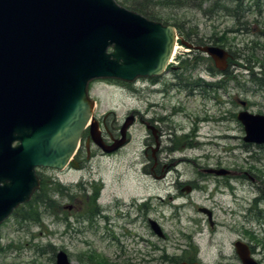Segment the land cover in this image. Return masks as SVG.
I'll return each instance as SVG.
<instances>
[{
  "label": "rangeland",
  "instance_id": "rangeland-1",
  "mask_svg": "<svg viewBox=\"0 0 264 264\" xmlns=\"http://www.w3.org/2000/svg\"><path fill=\"white\" fill-rule=\"evenodd\" d=\"M214 2L215 0H147L144 3L145 9L155 13L157 18L177 24L189 40L203 45L216 44L229 52L227 68L223 71L226 75H218L216 67L219 65L213 60L189 58L186 55L189 48L178 42L174 62L183 59L184 65L190 62L191 67L178 69L177 75L190 88H198L202 95L187 97L184 89L179 91L172 87L168 90L165 111L173 110L175 113L166 116V119L174 123L177 137L187 134L178 140L192 146L169 152V158L221 157L226 166L235 162L246 167L251 160L250 151H255L241 146L248 142L243 140L244 130L231 110L238 112L245 109L242 103L246 101L250 106L248 109L264 113V0H247L237 7L236 4L240 2L235 0L228 3L218 0L215 8L212 6ZM238 13H241L240 18L235 22L234 14ZM165 76L169 78V74ZM197 76L208 83L219 77L226 79L228 92L223 87L218 91L219 98L224 102L221 106L214 101L213 90L208 86L192 85ZM119 86L120 84L110 80H94L89 86V94L96 100L97 117L110 111V119L122 124L125 118L133 114L134 119L125 128L129 134L128 142L113 154L104 156L99 153L90 160L85 158L84 149L79 158L78 169L69 165L62 170L40 168V174L47 184L50 180L55 182L50 184L52 190L48 193L49 201L46 205L39 204V222L19 219L17 216L25 208L20 207L15 217L10 216L0 225V264H55L54 255L59 249L64 250L75 264H143L138 263L139 258L147 259L149 256L156 259L153 264H178L182 262L181 249L187 240L193 239L196 243L208 241L212 230L205 223L200 225V234L193 235L197 228L193 220H202L194 209L176 211L171 207L182 203L184 198H169L168 192H174L170 180L154 176L160 175V166L156 168L152 164L145 165L142 137L145 132L135 120L134 111L137 108V83L122 90ZM160 91L157 86L145 82L142 90L138 91L145 95L142 104L149 98L151 101L155 98L159 100ZM230 98L234 101V109L230 107ZM153 112L160 115L163 111L151 109L147 114L151 115ZM256 153L264 157L263 151L258 150ZM165 154L162 153L164 156ZM263 163L258 165L262 166ZM254 164L257 165L256 162ZM174 167L181 173L180 181L192 170V164L188 160L179 162ZM170 174L173 173L169 171L168 176ZM92 179L103 184L105 203L114 199L115 202H121L118 210L111 208L106 212L115 220L116 234H121L124 230L123 224L133 234L135 226L129 221L133 220L134 211L128 205L135 197L137 206L147 208L143 210L144 215L137 218V245L132 235L129 237L125 234L120 237V244H116L105 233L93 234L87 221L86 198ZM221 197L228 204L226 196ZM191 201L200 202L199 194L193 193ZM117 211L123 214L118 220L115 214ZM139 212L137 210V214ZM148 219L159 225L161 236L152 230ZM216 219H225L220 210L216 211ZM214 234L220 240L233 239V235L222 227L214 231ZM136 249L137 263L134 259Z\"/></svg>",
  "mask_w": 264,
  "mask_h": 264
},
{
  "label": "water",
  "instance_id": "water-1",
  "mask_svg": "<svg viewBox=\"0 0 264 264\" xmlns=\"http://www.w3.org/2000/svg\"><path fill=\"white\" fill-rule=\"evenodd\" d=\"M175 37L116 0H0V223L39 187L37 168L77 167L81 133L96 125L89 82L162 73ZM198 48L224 66V49ZM237 118L245 141L264 143V115ZM55 263L73 264L63 250Z\"/></svg>",
  "mask_w": 264,
  "mask_h": 264
},
{
  "label": "flooded vegetation",
  "instance_id": "flooded-vegetation-1",
  "mask_svg": "<svg viewBox=\"0 0 264 264\" xmlns=\"http://www.w3.org/2000/svg\"><path fill=\"white\" fill-rule=\"evenodd\" d=\"M235 1L244 3L247 0ZM183 37L184 41L193 47L188 50L186 55H188L189 58L199 57L202 58L201 60H204V57H206L205 54L195 48V46H199V44L195 43L193 40H189L186 35ZM226 68L223 70L221 67H216V74L221 75ZM178 69L183 70V64L180 62L169 64L162 75L140 77L133 84L137 83V108L134 109L136 115L135 120H137V123H140L145 132L142 136L144 138L143 156L146 158L145 165L152 164L156 166V168L160 166V175L157 176L154 174V176L156 178L170 180L171 187L174 188L173 193L168 192L171 200L175 197L184 198L182 203L171 205L174 210L179 211L181 209L184 211L194 209V211L202 217L200 221L191 218L197 226L193 235L197 234L198 236V234H200L202 231L200 225L202 226L203 223L212 230L206 243H196L193 239L186 241V245H183L181 249L182 262H186L187 264H264V157L256 153L258 150H261L264 156V143L252 141L241 144L242 147L255 151L254 153L250 151L249 158H251V160L248 163L246 162V167L239 166L235 162L226 166L222 163L221 157L202 156L188 159L187 157L171 156V158H169V152L178 150L180 147L182 148L180 150H183L186 146H192L178 140L179 137L184 138L187 134L177 137V129L173 126L174 123L166 119V116L175 113L173 110L169 112L165 111L167 104L166 99L169 96L168 90L170 88L172 89V87H175L179 91L184 89L187 91V97L191 95L192 97L202 95V93L198 91V88H190L187 83L185 84L184 81H180V77L177 75ZM164 74H169V78H166L167 76ZM202 79L201 76H197V78L194 79L195 81H189H194V84L192 83L193 86H200L203 84L212 89L214 101L218 106H221L224 102L219 98L220 94L218 91L223 87L225 92H228L226 79L222 80V78L219 77L217 80L210 83H206ZM145 82H149V84L157 86V88L161 90L159 100L155 98L151 101V98H149L145 104H142L145 95L138 91L142 90V85L145 84ZM120 85L121 90L127 86L125 83ZM229 96H231V94ZM233 102L234 101L230 98V107L234 109L235 106ZM242 104L245 106V109L239 111H246L251 115H264L262 112L248 109L250 106L247 105L246 101H243ZM170 107L172 108L173 106L171 105ZM151 109L161 110L163 112L160 115L154 112L148 115L147 112ZM177 110L179 109L177 108ZM231 111L233 116L237 118V113L239 111ZM109 114L110 111H106L97 117L96 107L94 117L97 121V125L88 126L84 132L85 134H83L85 147L82 149L81 153H83L85 149L86 159L90 160V158L99 153L104 156L113 154L122 149L128 142V131L127 129L123 130L126 118L122 124H117L116 120L110 119ZM131 115L134 119L133 114ZM121 140L124 142L120 143ZM163 152L166 153L165 156L162 155ZM81 153L79 154L78 160L82 157ZM198 159L200 160L197 161ZM187 160L191 162L192 170L185 175V179L180 181L181 173L174 166L179 162H185ZM254 162H256L257 165L254 164ZM261 163H263V165L259 166L258 164ZM151 170H154L153 167ZM169 171L173 174L168 176ZM149 173L153 174V172ZM92 180L93 181L89 182V192H87L86 198L88 200L87 221L91 226L90 229L93 234L105 233V236L109 235L116 244H120V237H123L125 234L129 237L132 235L134 243L137 245V218H141L144 215L143 210L147 208L137 206V197H135V200L128 205V207H131L134 211L133 220L129 221L135 226L133 234L124 228V224L122 228L124 230L121 234H116L114 232L115 220L107 215L106 212L108 211L107 209L111 208L118 210L121 202H115L114 199L105 203L103 184L98 183L95 179ZM193 193L199 194L200 202L193 203L191 201ZM221 195L226 196L228 204L225 203ZM137 210L140 211L138 214ZM217 210L223 213L225 219H216ZM115 214L117 215V220L118 217L123 215L118 211L115 212ZM226 215L228 219H226ZM149 220L150 219H148V221ZM220 227L223 229L225 228L231 236L233 235V239L225 241L215 238L214 231L220 230ZM242 256L245 259H243ZM134 259L136 262L137 249L135 250ZM139 259L138 263L143 264H153L156 260L152 258V256H149L147 259H144V257ZM165 260L167 261L168 259L165 258Z\"/></svg>",
  "mask_w": 264,
  "mask_h": 264
},
{
  "label": "trees",
  "instance_id": "trees-1",
  "mask_svg": "<svg viewBox=\"0 0 264 264\" xmlns=\"http://www.w3.org/2000/svg\"><path fill=\"white\" fill-rule=\"evenodd\" d=\"M117 1L120 4H122L123 6L130 8V9H133V10L141 13L142 15H144L148 18L163 21V19L157 18L155 13H152V12L148 11L147 9H145L144 3H146L147 0H145V1H142V0H117ZM205 1H210V0H205ZM223 1L228 3L226 0H223ZM217 4H218V0H215L214 4H212V6H214V8H215L217 6ZM238 5L242 6V3L236 4V7ZM240 14L241 13L234 14V16L236 17L235 22H238V18H240ZM163 22H165V21H163ZM172 24L180 29V27L177 24H175V23H172ZM180 61H181V64H183L184 69H188L191 67L189 65L190 62H188V65H184L185 60L180 59ZM50 184H55V182H52L50 180L49 184H47L45 181V178H42L41 186H40L39 190L36 191L34 197L31 199V201L27 202L24 206H22L25 208L17 216L19 219H21L23 221H38L39 222L40 219L38 220V214H39L38 207H39L40 203H42V205L43 204L46 205V202L49 201V194L48 193H49V190H52ZM56 189H58V188H56Z\"/></svg>",
  "mask_w": 264,
  "mask_h": 264
},
{
  "label": "bare ground",
  "instance_id": "bare-ground-1",
  "mask_svg": "<svg viewBox=\"0 0 264 264\" xmlns=\"http://www.w3.org/2000/svg\"><path fill=\"white\" fill-rule=\"evenodd\" d=\"M227 2H230L231 0H226ZM91 117L93 118V115H90L89 121L91 120Z\"/></svg>",
  "mask_w": 264,
  "mask_h": 264
}]
</instances>
